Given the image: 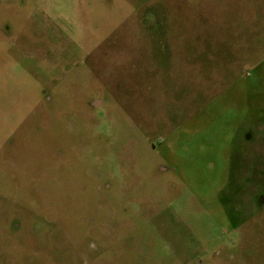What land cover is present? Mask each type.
<instances>
[{
  "label": "rangeland",
  "instance_id": "obj_1",
  "mask_svg": "<svg viewBox=\"0 0 264 264\" xmlns=\"http://www.w3.org/2000/svg\"><path fill=\"white\" fill-rule=\"evenodd\" d=\"M0 264H264V0H0Z\"/></svg>",
  "mask_w": 264,
  "mask_h": 264
},
{
  "label": "crops",
  "instance_id": "obj_2",
  "mask_svg": "<svg viewBox=\"0 0 264 264\" xmlns=\"http://www.w3.org/2000/svg\"><path fill=\"white\" fill-rule=\"evenodd\" d=\"M245 135H246V134H245ZM251 138H252V137H251V134H250V135L248 134V136H247V138H246V139L250 141V140H251Z\"/></svg>",
  "mask_w": 264,
  "mask_h": 264
},
{
  "label": "flooded vegetation",
  "instance_id": "obj_3",
  "mask_svg": "<svg viewBox=\"0 0 264 264\" xmlns=\"http://www.w3.org/2000/svg\"><path fill=\"white\" fill-rule=\"evenodd\" d=\"M257 197H256V199L258 198V194L256 195ZM257 210H258V207L256 208Z\"/></svg>",
  "mask_w": 264,
  "mask_h": 264
}]
</instances>
